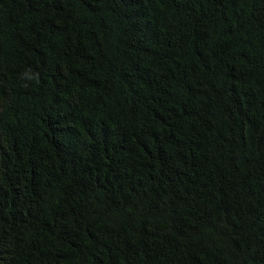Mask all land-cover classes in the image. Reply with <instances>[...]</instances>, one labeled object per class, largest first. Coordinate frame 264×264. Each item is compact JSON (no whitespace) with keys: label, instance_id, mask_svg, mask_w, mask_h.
<instances>
[{"label":"trees","instance_id":"obj_1","mask_svg":"<svg viewBox=\"0 0 264 264\" xmlns=\"http://www.w3.org/2000/svg\"><path fill=\"white\" fill-rule=\"evenodd\" d=\"M0 264H264V0H0Z\"/></svg>","mask_w":264,"mask_h":264}]
</instances>
